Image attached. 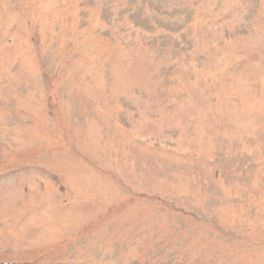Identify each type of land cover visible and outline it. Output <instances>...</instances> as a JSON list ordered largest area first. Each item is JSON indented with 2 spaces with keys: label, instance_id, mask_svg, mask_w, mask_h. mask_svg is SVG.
<instances>
[{
  "label": "rangeland",
  "instance_id": "rangeland-1",
  "mask_svg": "<svg viewBox=\"0 0 264 264\" xmlns=\"http://www.w3.org/2000/svg\"><path fill=\"white\" fill-rule=\"evenodd\" d=\"M0 264H264V0H0Z\"/></svg>",
  "mask_w": 264,
  "mask_h": 264
}]
</instances>
